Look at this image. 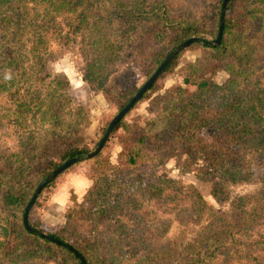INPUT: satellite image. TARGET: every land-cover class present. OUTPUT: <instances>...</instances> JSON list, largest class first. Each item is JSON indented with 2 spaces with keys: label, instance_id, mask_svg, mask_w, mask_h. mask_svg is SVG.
<instances>
[{
  "label": "trees",
  "instance_id": "obj_1",
  "mask_svg": "<svg viewBox=\"0 0 264 264\" xmlns=\"http://www.w3.org/2000/svg\"><path fill=\"white\" fill-rule=\"evenodd\" d=\"M113 1L0 0V94L10 97L0 128L23 114L39 127L58 122L46 134L21 135L16 160L0 149V264H81L71 251L29 232L22 222L37 185L65 160L91 149L81 136L90 124L87 110L80 105L70 118L71 108H64L71 103L69 81L47 69L56 55L47 51L46 35L59 44L69 39L60 16L73 17L76 44L97 64L118 57L127 61L122 87L115 83L105 92L117 112L141 87L135 70L145 82L180 43L193 36L206 43L193 42L178 52L115 125L107 140L123 133L116 165L110 169L105 146L92 157V184L82 202L65 209L64 225L45 230L31 220V212L74 164L44 186L28 213L30 225L72 246L86 264H264V234L251 237L264 224V0H228L217 45L206 36H217L223 0ZM195 49L203 58L180 67L185 86L167 90L146 119L129 122V113L156 82ZM220 71L228 77L217 83ZM92 74L85 80L101 89L103 83ZM109 122L99 127L91 147ZM170 157L179 169L209 182L214 202L228 208L211 211L197 191L157 175ZM252 181L244 193L230 190ZM152 204L173 218L151 221L146 206ZM173 222L179 235L168 238Z\"/></svg>",
  "mask_w": 264,
  "mask_h": 264
},
{
  "label": "rangeland",
  "instance_id": "obj_2",
  "mask_svg": "<svg viewBox=\"0 0 264 264\" xmlns=\"http://www.w3.org/2000/svg\"><path fill=\"white\" fill-rule=\"evenodd\" d=\"M118 2V1H113ZM123 1H120L122 4ZM143 16V14H141ZM146 16V14H144ZM151 16V15H149ZM62 24V32L69 37L67 40H62L59 44L55 39L50 38V34L46 35L47 44L46 49L56 55V59L47 63V69L52 73L64 74L70 85V102L66 104L65 109H70V118L74 117L73 111L80 105L87 110V115L90 120V124L85 127L81 133L83 142L91 148V145L99 137V127L106 121L111 120L117 113L118 106L111 102L106 93H109L110 89L113 88L115 83L121 86V76L125 71H128V63L122 57H118V60L108 65L97 64L92 60L91 56L84 55L79 45L76 44L74 38L77 40L79 35L74 31L70 32V25L73 24V17L66 19L64 16L58 17ZM74 35V36H73ZM206 39H211L206 36ZM71 40V41H70ZM145 53V52H143ZM203 54L201 50H188L180 59L178 66L171 72L167 73L161 79H159L155 87L149 90L144 96L143 100L128 115L129 122L131 119L139 117L140 119H146L152 109L159 107L161 96L165 94L167 90L175 88L177 86H185L184 78L180 74V67L190 62L201 61ZM94 71V72H93ZM135 84L143 85L144 81L141 80V75L135 70ZM93 73L92 75L99 79L103 84L101 89L91 87V85L85 80L86 73ZM99 77V78H98ZM228 77L225 71H220L215 81L222 83ZM124 83V82H123ZM129 83V82H127ZM62 91V90H61ZM106 92V93H105ZM8 93L0 94V115L4 113L3 105L9 103L10 97ZM5 121V119H3ZM37 120L33 119L29 114H23L19 121L7 122V125L3 129L0 128V149L5 152L13 160L17 159V154L20 149V137L29 131L39 132L40 135L46 134L51 127L57 126V119L50 125H44L42 127L36 126ZM70 133V132H69ZM123 135L122 132L117 133L116 137L112 140H107L105 143L104 154L108 155V162L110 169L117 163V155L121 151V140L120 137ZM103 146V147H104ZM82 153H86V150H81ZM89 151V152H90ZM82 154L81 156H84ZM165 157V156H164ZM163 158V157H162ZM96 166L95 161L90 158H83L73 165L67 172L63 173L56 182V191L48 190L45 192V200L41 206H36L31 212V220L39 222L43 229L51 231L53 228H60L64 225L63 212L60 215L59 212L55 211L54 216L57 218L55 221L46 222L43 218V211L49 205L54 206L56 202L60 201L64 203L67 208L74 201L82 202L83 195L87 188L92 184L90 177V171ZM156 174L165 177L172 178L182 183L183 188L187 191H197L206 201H208L209 209L211 211L226 210L228 208L227 203L217 204L216 200L210 196L211 185L209 182H204L196 178L194 171H183L174 165V158L170 157L166 160L164 166H160L156 169ZM254 185L253 181L249 184L238 183L230 187L233 193H244ZM65 186V190H61L58 195L60 187ZM51 191V192H50ZM54 192V193H52ZM215 201V202H214ZM44 205V209L40 210ZM73 205V204H72ZM69 208V207H68ZM67 208V209H68ZM147 214L151 221L157 219L173 218L170 213L158 208L155 204L147 205ZM46 213V212H45ZM41 229V228H40ZM42 229V230H43ZM44 230V231H45ZM47 232V231H46ZM264 234V224L259 225L256 228V232L251 235L254 239H259ZM179 226L173 222L170 231L167 234L168 238L178 237ZM0 239L3 240L2 233L0 232ZM240 246V245H239ZM46 264H56L54 261H48ZM234 264H244L242 261L235 262Z\"/></svg>",
  "mask_w": 264,
  "mask_h": 264
},
{
  "label": "water",
  "instance_id": "obj_3",
  "mask_svg": "<svg viewBox=\"0 0 264 264\" xmlns=\"http://www.w3.org/2000/svg\"><path fill=\"white\" fill-rule=\"evenodd\" d=\"M228 0H223L221 8H220V14H219V23H218V32L217 36L214 39H209L210 45H217L221 42L222 33H223V24H224V17H225V9H226V3ZM193 42H203L206 43V40H202L198 37H191L184 42L177 45L170 53L165 57V59L162 61V63L157 67V69L154 71V73L143 83V85L138 89V91L135 93V95L129 100V102L120 110L118 111L115 116L110 120L108 123V126L103 134V136L98 141L97 145L92 149L90 152L81 153L84 154V156L75 155L67 160H65L61 165H59L57 168H55L51 173H49L35 188L33 194L31 195L30 199L26 203L23 214H22V222L26 230H28L31 233L38 234L41 238L47 239L49 241L55 242L56 244L68 249L71 251L74 255H76L81 262V264H86L82 255L74 249L72 246L64 243L62 240L53 237L51 234L47 233L46 231L32 227L28 221V213L32 209L33 204L37 197L40 195L42 189L44 186L54 178H56L58 175H60L63 171H65L67 168L72 166L73 164L77 163L83 158H92L94 157L100 150L103 148L105 143L107 142V139L109 138L112 130L114 129L115 125L124 117L128 111L135 105V103L142 97V95L152 86V84L157 79L158 75L162 72V70L165 68V66L168 64V62L180 51L188 47Z\"/></svg>",
  "mask_w": 264,
  "mask_h": 264
},
{
  "label": "crops",
  "instance_id": "obj_4",
  "mask_svg": "<svg viewBox=\"0 0 264 264\" xmlns=\"http://www.w3.org/2000/svg\"><path fill=\"white\" fill-rule=\"evenodd\" d=\"M60 178V177H59ZM58 178V179H59ZM58 187H59V185H58ZM57 187V188H58ZM56 188V187H55ZM56 188V189H57ZM56 189H54V192L56 191ZM66 189V187L65 186H63V187H60V190H59V192H58V195L61 193V190H65ZM54 192H52V193H54ZM65 204L64 203H62V202H60V201H58V202H56V204L54 205V206H51V205H49L47 208H45V211H43V218H44V220L46 221V222H51V221H55L57 218L53 215L54 214V212L55 211H57V212H59L60 213V215L62 214V212H63V216H64V212H65ZM44 209V208H43ZM42 209V210H43ZM41 210V209H40ZM46 212V213H45Z\"/></svg>",
  "mask_w": 264,
  "mask_h": 264
}]
</instances>
